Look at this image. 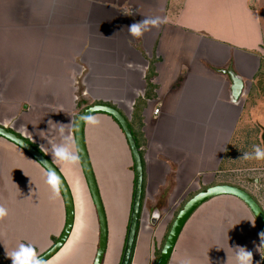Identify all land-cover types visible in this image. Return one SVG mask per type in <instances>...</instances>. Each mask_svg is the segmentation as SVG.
<instances>
[{"label":"crops","instance_id":"obj_1","mask_svg":"<svg viewBox=\"0 0 264 264\" xmlns=\"http://www.w3.org/2000/svg\"><path fill=\"white\" fill-rule=\"evenodd\" d=\"M153 17L166 23L139 39L129 34L130 24ZM231 72L244 81L237 101L231 97ZM253 84L256 97L261 96L264 0H0V125L44 152L74 198V228L45 264H86L95 251L92 237L97 248L99 242L81 158L72 165L52 155V144L62 143L61 127L79 155L74 127L86 107L110 104L126 116L143 151L142 221L143 215L167 212L179 186L223 183L215 182L216 174L223 171ZM92 116L101 123L86 121L84 137L107 218L103 171L115 184L114 206L126 210L129 223L135 179L130 145L110 114ZM47 173L23 148L0 136V204L8 209L0 219V264L7 258L5 249L31 243L43 252L62 234L66 203L61 190L53 196ZM79 202L91 223L80 241L74 236ZM154 233L153 224L140 222L132 264H154ZM237 246L252 251L253 264H262L253 212L238 197L219 195L194 212L169 264L186 259L236 264Z\"/></svg>","mask_w":264,"mask_h":264},{"label":"water","instance_id":"obj_2","mask_svg":"<svg viewBox=\"0 0 264 264\" xmlns=\"http://www.w3.org/2000/svg\"><path fill=\"white\" fill-rule=\"evenodd\" d=\"M233 84L231 87V97L232 100L237 101L244 89V81L240 76L231 72ZM96 112H105L110 114L119 123L122 130L124 131L128 143L130 145L134 167H135V179H134V192L132 199L131 212L129 217L128 229L123 249V254L120 264H132V259L134 256V251L136 248V241L138 237L140 222H141V212L143 203V189H144V164L142 154L140 152V147L137 144L136 137L134 136L132 129L129 124V120L126 116L115 106L105 103H95L91 104L81 112L75 122L74 135L76 140L77 149L82 160V167L84 174L96 207V214L99 222V242L98 248L92 264H103L105 256L108 249V218L104 206V202L99 190V186L94 174L92 163L87 150L84 128L87 121V117ZM0 136L11 140L12 142L19 145L31 156H33L44 168L48 171L49 168H53L61 178V192L64 196L67 217L66 224L64 226L63 232L58 238V240L45 252L40 254L47 262L55 254H57L63 246L66 244L75 223V204L74 198L67 183L65 177L56 167V165L42 152L39 148L35 147L30 141L25 137L18 135L15 131L9 130L7 127L0 125ZM233 195L241 199L247 206L251 209L256 220L258 222L260 233H264V208L260 202L254 197V195L243 187L230 183H221L211 185L205 189L200 190L194 194L190 199H188L183 207L179 210L176 215L171 228L168 232L166 240L162 246L160 255L156 260L155 264H169L174 249L176 247L179 236L181 235L185 225L192 217L194 212L206 201L219 196V195ZM152 223H156L159 214L155 212L152 214ZM263 242V254H264V240ZM264 264V255L263 261Z\"/></svg>","mask_w":264,"mask_h":264},{"label":"rangeland","instance_id":"obj_3","mask_svg":"<svg viewBox=\"0 0 264 264\" xmlns=\"http://www.w3.org/2000/svg\"><path fill=\"white\" fill-rule=\"evenodd\" d=\"M261 92L263 94L256 97V84H253L246 100V115L244 118H242L238 130L236 131V134L232 139L226 161L221 167L223 171L221 173L219 171L216 174V177L218 176L220 178L217 177L215 179V182L221 180L223 183L235 184L240 187L246 188L262 202V206L264 207V160H245L243 158V153H251L254 145H258L261 148H264V86ZM107 174L108 172L105 173L104 171L100 174V181L103 187V191L105 192V202L110 223L108 236L109 247L107 249V254L105 256L103 264H120L128 229V223L127 217L125 216L126 210L118 209L114 206V203L111 199V193L113 190H115V184L112 182L109 184V178ZM193 187L194 186L183 188V186H181L180 188L179 186L173 194V198L175 199H172L167 205V212L163 211L162 214H159V218L155 224L152 223L151 216L149 218H144L143 215L141 224H144V221L147 220L148 224L154 225V230H156L157 232L153 234L152 239V242L155 245V255L153 256L154 264L160 255L162 246L179 210L194 194L209 186L202 185L199 189H194ZM78 207L79 212L76 219V229L74 231V236L78 235L80 241L81 237L83 236V231L86 230V228L87 230H89L91 223L89 222L90 219L87 217V212L83 209L81 202H79ZM97 221V217H95V221L93 222V231L96 232L97 229L96 234H99ZM162 229H166L165 232L158 233V231L160 232ZM91 244L95 249L94 254H92V256L94 257L97 250L96 237H92ZM260 246L262 257L264 254L261 235ZM41 251L42 250H37L39 255L46 250H43V252ZM92 256H90L88 263H91L90 261L93 258ZM78 258L80 259L79 263L84 262V258H82L81 256ZM9 260L10 259L5 258L4 264H12V262H9Z\"/></svg>","mask_w":264,"mask_h":264},{"label":"clouds","instance_id":"obj_4","mask_svg":"<svg viewBox=\"0 0 264 264\" xmlns=\"http://www.w3.org/2000/svg\"><path fill=\"white\" fill-rule=\"evenodd\" d=\"M162 23H166V20L161 17L143 18L140 21L133 22L128 26L129 34L136 39L142 38L144 33L150 31L152 28H159ZM87 123L91 126H97L101 123V120L97 116L89 115L87 117ZM62 143L52 144V155L55 160L62 161L68 164L75 165L79 162L80 156L72 151L71 144L73 143L72 136H65V129L61 127L59 129ZM245 160H264V148L258 145L253 146L251 153H243ZM46 183L51 188L53 196H58L61 190V178L53 168H49L47 173ZM8 216V209L0 204V219ZM261 238L264 240V233H261ZM236 264H253V253L247 250L245 247L237 246ZM6 257L9 258L12 264H45V260L37 252L36 247L31 244L21 243L18 247L9 252L7 249ZM181 264H192L190 259L181 261Z\"/></svg>","mask_w":264,"mask_h":264},{"label":"trees","instance_id":"obj_5","mask_svg":"<svg viewBox=\"0 0 264 264\" xmlns=\"http://www.w3.org/2000/svg\"><path fill=\"white\" fill-rule=\"evenodd\" d=\"M154 74V69H153V67L151 66L150 67V70H149V74H148V84H149V86L150 87H153V85H152V83H151V81H150V77H151V75H153ZM129 124H130V122H129ZM130 127H131V124H130ZM132 129V128H131ZM132 132H133V130H132ZM133 134H134V132H133ZM134 136H135V134H134ZM136 137V136H135ZM28 140V139H27ZM137 140V139H136ZM29 141V140H28ZM137 144H138V146H140L139 145V143H138V141H137ZM35 147H37L36 145H34ZM38 148V147H37ZM141 152V154H142V158H143V151L141 150L140 151ZM244 188V187H243ZM246 189V188H245ZM247 190V189H246ZM58 240V238H55L54 239V242H56Z\"/></svg>","mask_w":264,"mask_h":264},{"label":"built area","instance_id":"obj_6","mask_svg":"<svg viewBox=\"0 0 264 264\" xmlns=\"http://www.w3.org/2000/svg\"><path fill=\"white\" fill-rule=\"evenodd\" d=\"M156 110H158V109H156Z\"/></svg>","mask_w":264,"mask_h":264},{"label":"flooded vegetation","instance_id":"obj_7","mask_svg":"<svg viewBox=\"0 0 264 264\" xmlns=\"http://www.w3.org/2000/svg\"><path fill=\"white\" fill-rule=\"evenodd\" d=\"M55 243V242H54Z\"/></svg>","mask_w":264,"mask_h":264}]
</instances>
